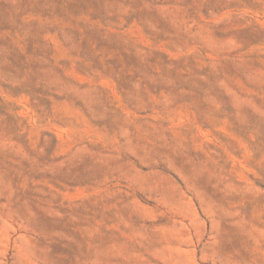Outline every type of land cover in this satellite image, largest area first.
I'll return each instance as SVG.
<instances>
[{
    "label": "rangeland",
    "instance_id": "obj_1",
    "mask_svg": "<svg viewBox=\"0 0 264 264\" xmlns=\"http://www.w3.org/2000/svg\"><path fill=\"white\" fill-rule=\"evenodd\" d=\"M0 264H264V0H0Z\"/></svg>",
    "mask_w": 264,
    "mask_h": 264
}]
</instances>
